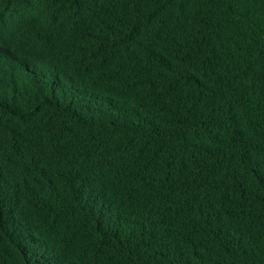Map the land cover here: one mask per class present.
<instances>
[{
	"label": "trees",
	"instance_id": "1",
	"mask_svg": "<svg viewBox=\"0 0 264 264\" xmlns=\"http://www.w3.org/2000/svg\"><path fill=\"white\" fill-rule=\"evenodd\" d=\"M0 264H264V0H0Z\"/></svg>",
	"mask_w": 264,
	"mask_h": 264
}]
</instances>
